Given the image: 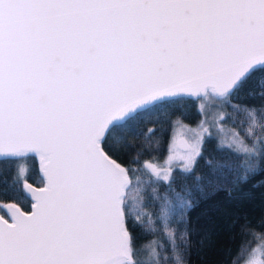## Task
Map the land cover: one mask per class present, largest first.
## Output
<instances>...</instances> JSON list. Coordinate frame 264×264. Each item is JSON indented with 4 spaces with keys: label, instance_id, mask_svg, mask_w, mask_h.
I'll return each mask as SVG.
<instances>
[{
    "label": "snow or ice",
    "instance_id": "6c2138e0",
    "mask_svg": "<svg viewBox=\"0 0 264 264\" xmlns=\"http://www.w3.org/2000/svg\"><path fill=\"white\" fill-rule=\"evenodd\" d=\"M193 105L195 127L171 121ZM262 166L264 0H0V264H186L187 213ZM248 227L235 264H264Z\"/></svg>",
    "mask_w": 264,
    "mask_h": 264
},
{
    "label": "trees",
    "instance_id": "16d2710c",
    "mask_svg": "<svg viewBox=\"0 0 264 264\" xmlns=\"http://www.w3.org/2000/svg\"><path fill=\"white\" fill-rule=\"evenodd\" d=\"M248 87L256 89L258 85L254 81ZM244 102L249 104L260 103L258 98L256 100L248 98ZM212 111H215V108ZM196 112L197 107L193 105L190 107L189 115L185 117L181 116L180 112H176L171 116V121L179 120L182 121L184 126L194 127L202 119L200 115H196ZM161 119H164V117L162 116ZM239 119L240 117H237V120ZM166 126L169 131L163 137L161 145L163 150L159 152L153 151L152 153V156L158 159L159 164L167 155L169 135L172 132L171 124ZM147 127H151V125H146L145 130ZM223 127L228 128L231 134L233 130L231 121H227ZM216 132L217 129L215 127L209 129V133L214 137ZM209 133H205V135ZM113 142H115V138ZM128 142L139 146L142 140H133L129 137ZM216 144L217 140L214 139L204 145V157L213 155L216 158H220L225 155V153L215 151ZM116 147H121V145L116 144ZM132 151H135V148ZM148 158L147 153L140 157L142 162ZM204 165L205 160L202 158L196 164L195 171L187 178H181L180 174L177 173L176 183L173 185L174 189L177 191L185 187L194 189V177L207 171ZM137 175H140V173H137ZM5 178L9 181L11 180V171L0 172V181ZM141 180L143 181L142 187L146 189L149 195L153 187L158 189L159 195L163 196L165 194L164 184L152 183V181L157 180L155 176H152L150 180L148 175H143ZM262 181H264V166L255 174H249L247 181L236 187L231 198L225 192H220L212 199L200 200L199 204L187 213L189 220L187 228L189 246L185 251L186 264H235L241 248H247L249 244H252L253 247L255 246L253 236L245 234L241 228L248 223L247 232L258 234L264 231V227H261V221L264 219V182ZM167 194L169 196L172 195L171 192ZM132 196H136V193L133 192ZM195 198H198V196ZM145 200L149 204L147 211L158 210V201L148 199L147 195ZM153 203L157 204L156 208L151 207ZM173 227H176V225L174 224ZM183 230L184 226L181 225L177 231V243H180L179 235ZM243 263L242 260L239 262V264Z\"/></svg>",
    "mask_w": 264,
    "mask_h": 264
},
{
    "label": "rangeland",
    "instance_id": "374dc122",
    "mask_svg": "<svg viewBox=\"0 0 264 264\" xmlns=\"http://www.w3.org/2000/svg\"><path fill=\"white\" fill-rule=\"evenodd\" d=\"M194 127H195V126H194ZM205 127H207V125H206ZM180 136L186 138L184 135L181 134V132H180V126H177V130H176V134H175V138H174V146H175V148H176L178 151H181V152H182L184 149H183V148H179V147H177V145H176V140H177V138L180 137ZM167 155H168V152H167ZM167 155H166V156H167ZM166 156H165V157H166ZM165 157H164V159L160 162L159 165H164V164H165ZM173 166H176V167H182V162H175ZM163 170H164V169H162V171H163ZM160 179H162V177H161ZM243 264H244V263H243Z\"/></svg>",
    "mask_w": 264,
    "mask_h": 264
},
{
    "label": "water",
    "instance_id": "95a60500",
    "mask_svg": "<svg viewBox=\"0 0 264 264\" xmlns=\"http://www.w3.org/2000/svg\"><path fill=\"white\" fill-rule=\"evenodd\" d=\"M182 139H185V138L182 137V136H180V137H178L177 140H176V145H177V147H179V148H182L181 145H180V141H181Z\"/></svg>",
    "mask_w": 264,
    "mask_h": 264
}]
</instances>
